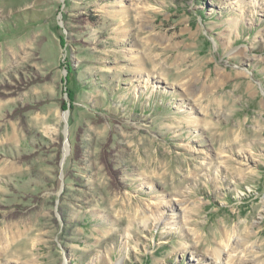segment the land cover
I'll return each mask as SVG.
<instances>
[{
  "label": "rangeland",
  "instance_id": "rangeland-1",
  "mask_svg": "<svg viewBox=\"0 0 264 264\" xmlns=\"http://www.w3.org/2000/svg\"><path fill=\"white\" fill-rule=\"evenodd\" d=\"M229 258L264 264V0H0V264Z\"/></svg>",
  "mask_w": 264,
  "mask_h": 264
},
{
  "label": "bare ground",
  "instance_id": "bare-ground-1",
  "mask_svg": "<svg viewBox=\"0 0 264 264\" xmlns=\"http://www.w3.org/2000/svg\"><path fill=\"white\" fill-rule=\"evenodd\" d=\"M225 244V246H223V248H215L214 249V255H215V258H216V260H218V259H221V257H222V253H224L225 252V250H226V248L228 247V242H226V243H224ZM224 251V252H223ZM231 260L232 259H227V262L229 263V264H231Z\"/></svg>",
  "mask_w": 264,
  "mask_h": 264
}]
</instances>
